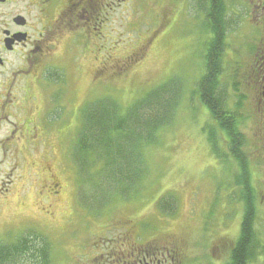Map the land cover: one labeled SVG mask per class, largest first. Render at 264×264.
<instances>
[{
  "label": "rangeland",
  "instance_id": "1",
  "mask_svg": "<svg viewBox=\"0 0 264 264\" xmlns=\"http://www.w3.org/2000/svg\"><path fill=\"white\" fill-rule=\"evenodd\" d=\"M95 2L96 14L90 26L77 28L70 38L68 33L60 37L53 59L58 65L44 69L46 118H26L30 121L26 123L30 125L29 135L37 130L35 133L42 138L44 123V145L36 144L35 138L28 135L26 142L11 136L15 119L9 118L11 123L8 119L0 121V242H12L34 231L50 241L52 264H89L87 245L105 239L116 242L120 231L132 223L127 221L132 217L144 220L138 226L148 232L145 235L170 234L175 240L186 239L200 246V254L208 243L218 239L209 253L215 250L219 254L217 245L221 243L224 254H228L224 257L229 260L244 213L237 183L241 169L232 157L219 159L213 153L204 129L215 121L198 93V83L205 74L206 52L199 10H192L193 0ZM77 73V80L71 78L76 108L84 103L90 107L109 97L127 109L172 77L184 83L173 124L162 128L158 142L145 149L147 174L136 199L126 201L115 193L113 197H100V202L89 185L82 188L84 173L88 184L97 179L92 176L94 167L87 171L83 167L81 171L73 155L81 114L74 118L73 134L59 132L56 126L74 116L70 114L66 85L67 77ZM5 114L0 112V118L6 119ZM217 133L222 137V132ZM30 142L33 144L27 145ZM224 149L223 153L229 154L226 145ZM245 150L250 155L249 145ZM253 171L259 189L257 251L264 258V169ZM163 194L171 204L175 200L179 204L174 213L153 212L150 202L131 210ZM260 261L256 259L253 264H264Z\"/></svg>",
  "mask_w": 264,
  "mask_h": 264
},
{
  "label": "flooded vegetation",
  "instance_id": "2",
  "mask_svg": "<svg viewBox=\"0 0 264 264\" xmlns=\"http://www.w3.org/2000/svg\"><path fill=\"white\" fill-rule=\"evenodd\" d=\"M221 1L220 37L209 19L211 10L201 14L207 38L205 55L210 47L218 51L221 61L218 104L223 114L236 123L239 137L248 139L251 150L246 181L250 187L258 186V179L252 173L253 169H264V0ZM96 9L95 0H0V89L3 91L0 112L6 111V119L0 118V121L8 119L11 123L9 118L17 121L12 122L11 136L26 142L28 135L35 138L36 144L44 145V123L40 130L42 138L35 133L37 130L29 135L30 125L26 124L30 122L26 119L29 117L44 119V69H50L48 65L53 64L60 37L79 27L88 28ZM77 76L78 73L67 77L66 85L70 114L74 116L65 124L56 125L59 132H75L77 108L72 82ZM24 120L25 123H18ZM131 208L136 211L139 207ZM127 221L132 223L120 231L122 234L116 242L105 239L87 245L89 264H226L221 243L217 245L219 254L215 250L209 253L218 239L200 254L186 239L175 240L170 234L167 237L145 235L148 232L144 233L138 226L143 219L131 217Z\"/></svg>",
  "mask_w": 264,
  "mask_h": 264
},
{
  "label": "trees",
  "instance_id": "3",
  "mask_svg": "<svg viewBox=\"0 0 264 264\" xmlns=\"http://www.w3.org/2000/svg\"><path fill=\"white\" fill-rule=\"evenodd\" d=\"M201 3L199 7L201 10H211L209 19L214 22L212 27L215 34L220 37L219 22L223 2L202 0ZM218 56V51L210 47L208 55H205L207 69L198 83V93L201 102L209 108L215 121V125L208 127V138L213 152L218 157L222 156L219 144L221 138L216 133L219 129L225 133L230 153L233 154L242 172L241 199L245 208L240 235L230 251L226 264H252L257 258V248L260 246L257 244L255 230L256 191L252 190L246 181V178H249V156L245 151L247 139L239 137L236 123L223 114L218 104L217 92L221 72L219 69L221 61ZM183 84L179 77H172L146 92L127 109L109 97L90 107L85 105L81 109V127L73 155L79 162L77 166L81 171L83 167L86 171L94 167L92 176L97 179L88 184L86 181L89 180H85L89 179L88 175L84 173L85 182L83 180L84 184L81 182L84 190L86 185H89L98 199L109 194L113 197L118 193L117 195L124 200L130 201L140 195L143 179L147 174L145 149L148 145L158 142L162 128L173 124L180 105ZM114 185L117 187L116 191ZM85 194L89 195V192L86 190ZM101 199L100 202L103 200ZM168 203L167 196H164L159 206L165 209L164 204ZM51 260V244L48 238L34 231H27L12 242H0V264H52Z\"/></svg>",
  "mask_w": 264,
  "mask_h": 264
}]
</instances>
